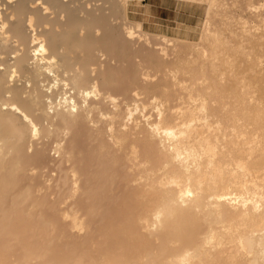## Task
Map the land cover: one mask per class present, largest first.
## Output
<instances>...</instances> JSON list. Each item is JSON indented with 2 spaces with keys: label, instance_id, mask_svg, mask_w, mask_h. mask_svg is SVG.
Segmentation results:
<instances>
[{
  "label": "bare ground",
  "instance_id": "obj_1",
  "mask_svg": "<svg viewBox=\"0 0 264 264\" xmlns=\"http://www.w3.org/2000/svg\"><path fill=\"white\" fill-rule=\"evenodd\" d=\"M203 1L206 28L216 1ZM81 2L0 0V205L23 185L12 212L43 208L54 184L73 230L88 227L83 210L104 226L94 264H264V52L235 57L207 32L209 50L154 75L139 65L121 89L94 68L112 52L87 30L120 14L129 24L109 31L133 48L141 23L117 0H89L113 15L83 18ZM86 41L85 58L73 53Z\"/></svg>",
  "mask_w": 264,
  "mask_h": 264
},
{
  "label": "rangeland",
  "instance_id": "obj_2",
  "mask_svg": "<svg viewBox=\"0 0 264 264\" xmlns=\"http://www.w3.org/2000/svg\"><path fill=\"white\" fill-rule=\"evenodd\" d=\"M88 1L89 0H83V2H81L82 4H87L83 6V18L92 16L91 19L97 21L100 19L107 20L113 15L109 3ZM131 1L133 2H129L128 0H117L120 6L127 7V19L130 21L139 22L140 19L147 18V13L145 9H143V7H145L150 8L154 16L169 19L174 22L187 23L192 27L196 25V28L192 37L183 39L173 38L171 36L167 37L159 33L152 34L148 32L147 27L143 29L141 26L139 30H135L134 37L138 44H135L133 48L128 45L127 40L120 37L123 33L121 28H119L120 30L118 29V31L116 29H114V31L110 29L109 31V28H114L117 24L122 23L121 26L129 24V22H125L120 14L117 16L114 15V19L116 18L117 21L109 22L106 28H100V33L98 34L95 33L97 26L89 28L87 34H91L97 42L94 44L96 46H94L95 49L104 51L101 54H106L105 52L109 51V49L110 54L112 52L111 55H106V57L103 58L100 57V54L96 56L94 61H97V65L94 66V68L99 69L103 74L111 73L114 82H116L121 89L128 88L131 83L135 82L134 80L137 81V78L139 79V77L135 76L137 71L136 67L139 65H142L144 68L149 67V74L154 75L155 69L172 65L175 61L174 55H178V58L182 59L188 53H191L190 50L194 48L203 47L209 50V44L202 38L207 32H217L222 35L225 44L227 42V44L230 43L229 46H233L234 49L226 45L227 49H229L225 50H227V52L229 51L228 53L232 52L235 57L237 54L233 51L237 52L236 47H240L238 50L242 51V54H246L247 56L248 54L251 55V50H255L256 47L254 46L258 45L260 50H263L261 52L259 48H257L261 53L259 54L262 56L264 52V21H262V19L264 20V0H215L216 6L212 10L206 28L204 27L207 4L206 2L204 3L203 0ZM137 8H139L140 11L138 10L139 14H137L136 20H134V17L132 18L129 13L136 11ZM112 19L113 18H111V20ZM77 34L78 32L75 31L72 35L74 36ZM117 35L120 38H117ZM163 36H165L168 41L165 47L161 43V38ZM146 42L150 43L149 48H147V50H140V45ZM253 42L257 43V45ZM234 43L239 44H235L234 46ZM247 43L251 45L249 46ZM90 48V42L86 41L82 46L75 49L73 53L83 52V57L85 58ZM242 56L243 60L247 57L244 55ZM237 57L239 58V56ZM262 64L263 63H261L260 67L263 70L264 64L263 66ZM237 65L238 63L236 66ZM242 65L244 66L243 63ZM197 66L198 65H196L195 68H198ZM204 67L206 75L211 76L209 61H205ZM159 76L157 77L158 79L161 78V76ZM198 76L199 75H197V77ZM189 83L190 82H187L185 85H191ZM176 91L182 94L180 89H176ZM184 94L185 93H183V96ZM119 99H122V97H119ZM146 100L145 98L144 101L146 102ZM173 104L177 106V103ZM173 107H175V105H173ZM89 157L90 156L86 153L85 158L88 159ZM47 175H44V178H41L40 182H43L44 179L46 181V178H48ZM35 180H37V177ZM21 186L23 185L19 187ZM19 187L14 190L15 193H10L4 198L3 204L0 205V212H7L5 215L0 213V264H94L99 260L100 255L103 253V245L105 242L104 238L101 236L104 230L103 225H96V223L91 222L90 218L86 215V211L83 210L81 215H84L83 218L86 219L88 224L86 228L87 231L85 229L81 233H78L79 231L77 232L76 229L73 230V226L70 224V218H65L66 213L64 212H66L67 209L64 205H60V195L58 196V194L55 193L54 184H52L53 188L50 190L51 192H47L46 201L44 200L48 206L45 204L43 208L32 209L28 204H24L19 206L17 212H12L11 202L16 200V195L14 194L20 190ZM88 221L90 222L88 223Z\"/></svg>",
  "mask_w": 264,
  "mask_h": 264
},
{
  "label": "crops",
  "instance_id": "obj_3",
  "mask_svg": "<svg viewBox=\"0 0 264 264\" xmlns=\"http://www.w3.org/2000/svg\"><path fill=\"white\" fill-rule=\"evenodd\" d=\"M143 9H145V12L147 13L146 14L147 18L140 19L139 22L141 23L143 29L147 27L149 33L152 34L159 33L167 37L171 36L173 38L188 39L192 37V34L195 31L196 25L192 27L187 23H182L177 21L174 22L169 19H164L158 16H154L150 8L143 7ZM138 10L139 8H137L136 11L129 13V15H131L132 18L134 17V20H136V16H138L137 14H139Z\"/></svg>",
  "mask_w": 264,
  "mask_h": 264
}]
</instances>
